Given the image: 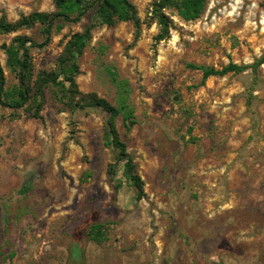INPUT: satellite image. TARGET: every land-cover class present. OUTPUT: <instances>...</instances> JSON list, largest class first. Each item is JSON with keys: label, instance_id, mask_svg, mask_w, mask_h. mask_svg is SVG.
Listing matches in <instances>:
<instances>
[{"label": "rangeland", "instance_id": "rangeland-1", "mask_svg": "<svg viewBox=\"0 0 264 264\" xmlns=\"http://www.w3.org/2000/svg\"><path fill=\"white\" fill-rule=\"evenodd\" d=\"M130 1L139 38L130 21L94 27L75 82L116 107L114 80L125 82L135 123L126 130L118 116L115 126L144 196L104 142L103 110L60 109L49 90L41 118L0 106V264H264V62L254 66L264 55V0H206L189 21L165 9L171 26L157 43L156 0ZM54 9L52 0H0L9 22ZM89 22L53 27L45 46L30 48L34 74L53 69ZM40 28L0 34L5 88L17 79L3 45L39 43ZM229 63L246 67L203 84L189 67Z\"/></svg>", "mask_w": 264, "mask_h": 264}, {"label": "trees", "instance_id": "trees-1", "mask_svg": "<svg viewBox=\"0 0 264 264\" xmlns=\"http://www.w3.org/2000/svg\"><path fill=\"white\" fill-rule=\"evenodd\" d=\"M54 11H34L21 16L15 22L0 16V34L15 32L21 28L28 29L39 25L43 41L37 43L24 37H15L8 45H3L6 54V65L17 79V84L9 89L5 88V77L0 65V106L11 108L13 111L25 107L32 118H41L45 92L49 90L53 102L60 105V109L70 112L85 109H101L107 113L104 123V142L113 147L116 162H122V176L134 190L135 197L144 196L143 181L137 174L132 156L126 151L125 143L120 139L116 130L115 119L120 116L126 130L134 125L132 108L125 102V82L114 80L121 91V100L116 107L104 98L93 93H82L78 90L75 76L79 73L78 56L82 53L91 39V31L98 25L113 26L118 22L130 21L134 26V41L140 36L141 21L137 16L134 5L130 0H52ZM206 0H156L151 10L150 22H155L158 33L154 36L159 42L168 36L171 20L164 13L165 9H174L178 16L185 21L199 17L203 12ZM90 19L81 31L72 33L65 42L60 54L56 58L53 69H41L34 74L29 49L43 47L50 40L52 28L60 29L66 23H78L83 18ZM28 43V44H27ZM264 62V55L254 62V66ZM193 69L201 71V81L213 75H224L230 71H241L246 66L229 63L220 69L213 66L189 64ZM115 162V163H116ZM113 166H109L108 176L112 177ZM103 224L91 226V236L99 239ZM94 234V235H93Z\"/></svg>", "mask_w": 264, "mask_h": 264}]
</instances>
